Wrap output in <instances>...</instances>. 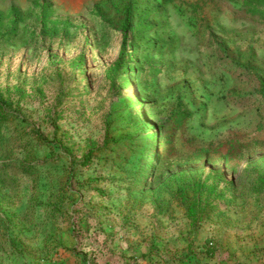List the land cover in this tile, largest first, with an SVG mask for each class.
Returning a JSON list of instances; mask_svg holds the SVG:
<instances>
[{"label":"rangeland","instance_id":"1","mask_svg":"<svg viewBox=\"0 0 264 264\" xmlns=\"http://www.w3.org/2000/svg\"><path fill=\"white\" fill-rule=\"evenodd\" d=\"M242 3L0 0V264H264V20ZM193 181L221 194L190 207Z\"/></svg>","mask_w":264,"mask_h":264},{"label":"trees","instance_id":"2","mask_svg":"<svg viewBox=\"0 0 264 264\" xmlns=\"http://www.w3.org/2000/svg\"><path fill=\"white\" fill-rule=\"evenodd\" d=\"M227 1L236 2L237 0H227ZM242 6L243 7L240 9V11H243L246 15L256 16L259 17L261 20H264V0H243ZM15 11L16 10L13 8L11 11L13 15H15ZM41 19H42L43 30H46L48 34L51 36H57L59 34L60 28H62L64 25H67L66 22H60V21L48 22L47 16L45 14H42ZM126 31L127 29L125 28V32ZM17 35H18V29L16 25L12 26L7 31L8 38H12ZM126 48H127V41L126 38L124 37L119 48L117 61L106 72V76L110 78L112 81L115 80V78H117L118 70L120 66L123 65V62L125 60ZM170 50L171 51L174 50L173 47H170ZM158 72H159L158 69H149V73L153 76V78H156L158 76ZM256 93L260 96L261 100L264 103V82L260 83ZM7 104L8 102H6V100L3 99V96L0 94V114L1 112H4ZM185 113L184 115H186V117L191 116L190 113H186V114ZM256 127L260 131H263L264 122L261 121ZM88 160H89L88 157H86L81 163V166L86 168L89 164ZM30 171L34 172V166L31 165V162H29L26 168V172L32 174ZM179 190H181V194L184 200L190 203V207H194V206L201 207L204 204V202L206 205L211 206L212 200L208 201L206 199L218 198L219 194H221L219 191L217 192L215 185H208L200 181L190 182L180 187ZM248 192L252 195H260L264 192V173L259 174L257 177H255L254 180H252V182L249 185ZM190 196L192 199H189ZM15 245L16 244L12 241L10 246L15 247Z\"/></svg>","mask_w":264,"mask_h":264},{"label":"bare ground","instance_id":"3","mask_svg":"<svg viewBox=\"0 0 264 264\" xmlns=\"http://www.w3.org/2000/svg\"><path fill=\"white\" fill-rule=\"evenodd\" d=\"M131 97H132V100H135V93H134V90L132 89V92H131ZM154 129V128H153ZM152 134L154 133V131L152 130L151 132Z\"/></svg>","mask_w":264,"mask_h":264}]
</instances>
